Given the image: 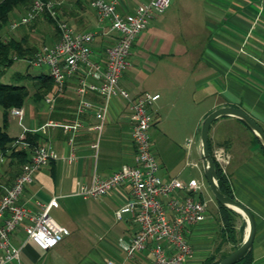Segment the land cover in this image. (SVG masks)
I'll return each instance as SVG.
<instances>
[{
    "label": "crops",
    "instance_id": "0c3cea01",
    "mask_svg": "<svg viewBox=\"0 0 264 264\" xmlns=\"http://www.w3.org/2000/svg\"><path fill=\"white\" fill-rule=\"evenodd\" d=\"M57 1L59 17L77 30L95 31L92 57L102 61L105 47L114 42L115 34L106 32V26L98 24L90 0ZM141 1L145 0H117V8L129 12ZM181 4L182 10H173L170 1L168 7L151 18L147 27L137 34L132 44L138 42L152 53L144 56L136 54L135 50L130 52V64L123 70L119 84L130 95L143 91L160 95L151 105L155 119L152 128L159 129L166 138V142H160L153 151L159 174L184 181L195 177L204 184L199 197L207 201L206 215L204 220L187 228L192 253L184 263L203 264L211 255L218 256L222 252L224 226L218 202L211 197L198 164L200 139L195 133L202 117L221 105L241 107L264 129V0H181ZM25 11L24 7L15 8L7 25ZM33 22L37 25L9 27V31L2 34L24 41L33 50L58 39V29L38 25L44 23L43 15ZM26 69L33 71L30 78L33 88L26 104L22 105V124L33 128L49 118L60 123L72 120L78 100L76 76L68 79L50 112L43 97L32 94L42 84L37 74L48 75L46 66L33 67L27 63ZM85 97L94 105L101 104L100 96L95 93L89 92ZM80 118L82 126L72 142L60 126H49L45 132L31 131L39 135L38 142L53 145L56 157L36 171L33 181L26 185L19 198L35 211V201L46 203L57 196L58 206L52 207L49 214L63 205L67 216L59 222L50 214L51 222L68 227L70 232L46 250L26 241L19 260L7 264H108V261L150 264L149 247L127 257L117 245L112 246L119 238H130L137 228L130 213H124L119 219L114 214L130 196L127 186L116 187L98 198H83L74 193L94 175L108 176L122 164L134 161L129 109L120 96L110 99L96 154L91 146L96 134L92 126L97 122L94 110H85ZM5 130L15 138L22 133L17 116L10 111ZM253 134L239 118L221 116L209 126L208 143L211 150L223 147L230 154L223 174L233 196L250 209L255 219L251 264H264V152ZM186 138L192 139L189 148L182 142ZM71 153L73 158L69 159ZM194 162L198 166L193 165ZM20 166L16 158L7 157L0 164V181L11 183ZM234 226L235 241L239 244L246 233V220L240 213L234 216ZM14 239L20 242L21 230L14 234ZM227 242L234 245L230 240ZM103 245L112 250L114 258L105 254Z\"/></svg>",
    "mask_w": 264,
    "mask_h": 264
},
{
    "label": "built area",
    "instance_id": "2783aa9c",
    "mask_svg": "<svg viewBox=\"0 0 264 264\" xmlns=\"http://www.w3.org/2000/svg\"><path fill=\"white\" fill-rule=\"evenodd\" d=\"M170 1L145 0L132 11L121 12L117 8V0H90L89 5L98 24L106 26V32L115 34L114 42L105 47L102 61L92 57L95 31L77 30L66 20L60 19L57 0H33L24 14L10 22L9 26L13 29L32 21L43 12L54 19L58 39L52 44H42L26 60L33 67L47 68L53 86L45 93L43 101L50 112L72 76H76L78 100L76 116L72 120L60 123L49 118L33 128L22 124V106L10 108V113L17 116L22 126V133L9 144L6 153L0 150V164L7 160V153L11 150L26 149L29 157L21 164L11 183L0 181V264L19 260L26 241H32L46 250L54 247L70 232L68 227L51 222L49 211L58 206L57 196H52L46 203L35 201V211L19 200L26 185L33 181L36 171L56 157V150L50 142H38L31 146L24 133L45 132L49 126H60L68 135L69 142H72L82 126L81 113L92 109L97 122L92 126L96 134L91 146L96 154L109 101L113 96L123 98L129 109L134 161L122 164L108 176L94 175L90 182L81 184L74 193L83 198H98L116 187L127 186L130 196L115 209L114 214L119 219L124 213H130L137 228L130 238L117 240L118 248L127 257H132L136 251L149 247L150 264H184L191 256L187 228L205 218L207 201L199 197L204 184L195 177L184 181L178 177L164 178L159 174L150 129L155 121L151 105L160 95L150 91L130 95L119 84L123 70L130 64L134 38L147 27L151 18L168 7ZM89 92L100 96V105H94L85 97ZM191 141V138H186L184 145L189 148ZM211 154L221 172L225 173L229 152L223 147H215ZM72 155H69V159L73 158ZM192 164L198 166L196 162ZM20 230L22 239L16 242L14 234ZM108 264L114 263L108 261Z\"/></svg>",
    "mask_w": 264,
    "mask_h": 264
},
{
    "label": "trees",
    "instance_id": "16d2710c",
    "mask_svg": "<svg viewBox=\"0 0 264 264\" xmlns=\"http://www.w3.org/2000/svg\"><path fill=\"white\" fill-rule=\"evenodd\" d=\"M32 1L33 0H0V108L2 109V124H0V150H2L5 153L9 144L15 139V137H10L5 130L7 112L10 111L11 107H21L24 104L25 99L30 95L31 91L30 89H28V87L25 84L18 82L20 78H23L24 76L27 75V72L22 73L20 71H16L11 76L10 80H4L3 75L7 67L11 66L14 60L29 59L34 54L35 49L31 51L33 47H29L27 44H25L24 41L20 39H15L12 36L9 37L4 36L2 34L3 33L2 30L7 25L10 13L15 8L24 7L25 9H28ZM46 14L49 20L54 21V19L48 13ZM60 19L62 18L60 17ZM40 81L42 84L32 92V94L35 95L37 98L43 97L45 93L49 92L51 90V87L53 86V81L49 75L41 74ZM38 88L41 89L38 90ZM38 136L39 135L35 133L31 134V131H26L24 133L25 139L29 142L31 146L38 143V139H39ZM254 139L258 144H260L259 140L255 135H254ZM261 148L264 152L262 146ZM28 155L29 154L26 149L11 150L10 152L7 153V157L16 158L18 162L21 164L28 160L29 157ZM215 165H216L217 183L219 187L225 194L234 197L228 179L221 172V170L219 169L216 163ZM218 205L221 213V221L224 226L223 238L232 241L234 244L232 249H234L239 245L237 241H235L236 238H235L234 216L235 214H239V213L233 210L232 208L223 205L219 202ZM228 253L229 252L222 253L219 256L213 254L210 257H208L203 264H215L220 258L224 257ZM251 260H252L251 251L249 250L239 260H237L232 264H251Z\"/></svg>",
    "mask_w": 264,
    "mask_h": 264
},
{
    "label": "water",
    "instance_id": "95a60500",
    "mask_svg": "<svg viewBox=\"0 0 264 264\" xmlns=\"http://www.w3.org/2000/svg\"><path fill=\"white\" fill-rule=\"evenodd\" d=\"M234 116L242 120L247 127L254 133L264 149V129L263 127L244 109L239 106L221 105L208 111L199 123L200 149L199 159L202 170L209 188L215 199L233 210L240 213L246 220V233L239 245L230 251L227 255L220 258L215 264H232L239 260L247 251L251 249L255 233V219L253 213L242 202L235 197L225 194L217 183L216 165L211 154L208 143L209 126L218 117Z\"/></svg>",
    "mask_w": 264,
    "mask_h": 264
},
{
    "label": "rangeland",
    "instance_id": "374dc122",
    "mask_svg": "<svg viewBox=\"0 0 264 264\" xmlns=\"http://www.w3.org/2000/svg\"><path fill=\"white\" fill-rule=\"evenodd\" d=\"M68 1H70V0H68ZM71 1H74V0H71ZM171 6H172V9L174 10V9H179V10H182V8H183V5L181 4V0H171ZM181 8V9H180ZM12 12H14V10L12 11ZM39 15H43V20H44V23H40V24H38L40 27L41 26H44V25H47V26H49V27H51V28H53V29H57V25H56V23L54 22V21H52V20H49L48 19V17H47V14L45 13V12H43V13H41V14H39ZM38 15V16H39ZM37 18V17H36ZM35 18V19H36ZM34 19V20H35ZM34 20H32V21H34ZM66 20V19H65ZM32 21H30V22H28V23H24V24H20V25H18L17 27H15V28H13V29H16V28H18L19 26H21V25H26V24H28V25H30V24H32V26H36L37 25V22H33V23H31ZM67 21V20H66ZM67 22H69V21H67ZM9 25H6L4 28H3V30H2V32H4V31H9V30H7V29H9ZM1 32V33H2ZM39 36V35H38ZM40 38H41V35L39 36ZM37 41V40H36ZM41 42V41H40ZM134 50L136 51V54H138V55H149V54H151L152 52H150L149 50L150 49H148V48H145V47H141V45H140V43H138V42H136V44H132V46H131V52H134ZM31 51H33V49L31 50ZM26 65H27V62L26 61H24V60H21V59H18V60H14L13 61V63H12V65L11 66H9V67H7V69L5 70V73H4V75H3V79L4 80H10V78H11V76L16 72V71H20V72H22V73H24V72H27V75L26 76H24L23 78H20L19 79V83H23V84H25L27 87H28V89H30V91H31V89L33 88V84H31L32 83V81H31V77L33 76L31 73H33V71L32 70H29V69H26ZM143 71H145V69L143 70ZM142 73H144V72H142ZM38 76H41L40 74H37ZM144 75V74H143ZM26 100H27V98L25 99V102H26ZM24 102V104H26ZM26 119V118H25ZM151 131H152V134H150V136H151V140H152V144H153V151L155 152L156 150H157V148L159 147V145H160V142H166V138L164 137V135H163V133L159 130V129H157L156 127L155 128H151L150 129V133H151ZM195 136H196V138H199V130L197 129V131H196V133H195ZM157 138H163L162 140H159V139H157ZM200 139V138H199ZM153 140H154V142H153ZM183 143L185 142V139L182 141ZM162 144V143H161ZM198 164H199V167H202V165H201V161H200V159H199V156H198ZM196 176H198V174H196ZM203 177H204V181H205V184L207 185V187H208V189H209V191H210V193H211V197H213V200H215L216 201V199H215V197H214V195L212 194V192H211V190H210V188H209V185H208V183H207V181H206V178H205V176H204V174H203ZM62 207H63V205H62ZM60 208V209H58L56 212H54V210H51V212H50V214L57 220V221H59V222H63V220H65V218H66V216H67V212L65 211V210H63V208ZM228 240H226L225 238H222L221 239V244L220 245H222V252H220V254H222V253H226V252H230V251H232L233 249H232V245L230 244V243H228L227 242ZM104 246V252H107V253H105L106 255H108L109 257H111V258H114V256H113V252H112V250H109L105 245H103ZM112 246H116V242L114 243V242H112ZM106 249H108V250H106ZM21 254V253H20ZM219 254V255H220ZM218 255V256H219ZM13 261V260H12ZM16 261V260H15ZM17 263V262H16ZM21 264H23V262H21Z\"/></svg>",
    "mask_w": 264,
    "mask_h": 264
}]
</instances>
